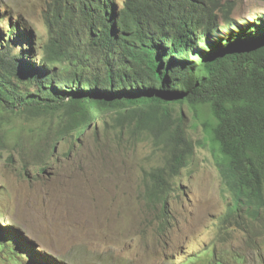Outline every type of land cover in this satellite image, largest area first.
<instances>
[{"label": "trees", "instance_id": "trees-1", "mask_svg": "<svg viewBox=\"0 0 264 264\" xmlns=\"http://www.w3.org/2000/svg\"><path fill=\"white\" fill-rule=\"evenodd\" d=\"M53 3L58 12L48 22L40 65L31 60V42L15 54L12 44L29 34L8 20L0 40V109L61 116L49 135L53 145L81 142L99 116L107 136L149 139L164 160L146 171L144 199L166 233L174 181L196 155L180 112L188 106L204 132L200 145L213 154L230 194L221 228L234 220L240 226L246 214L262 219L264 17L233 22L230 11L209 0H125L120 9L114 0ZM80 27L89 34L84 51ZM96 53L102 66L92 63ZM58 65L65 76L53 68ZM213 264L223 263L213 257Z\"/></svg>", "mask_w": 264, "mask_h": 264}, {"label": "rangeland", "instance_id": "rangeland-1", "mask_svg": "<svg viewBox=\"0 0 264 264\" xmlns=\"http://www.w3.org/2000/svg\"><path fill=\"white\" fill-rule=\"evenodd\" d=\"M114 1L119 9L125 2ZM209 2L230 11L233 22L264 17L259 0ZM57 7L53 0H0V40L8 20L21 22L29 36L12 44L15 54L29 50L31 42L30 59L39 64ZM220 17L223 26L230 25ZM80 32L78 47L84 51L89 34L81 27ZM93 57L102 66L101 56ZM53 68L65 76V67ZM180 112L197 149L174 181L173 220L163 233L159 212L144 199L146 171L164 160L149 139L134 143L128 135L107 136L99 116L81 142L53 145L49 135L61 116L0 109V245L6 248L0 247V264H213V257L223 264H264V211L262 219L246 214L240 226L234 220L221 228L228 188L213 154L200 145L204 132L194 112L188 106Z\"/></svg>", "mask_w": 264, "mask_h": 264}]
</instances>
